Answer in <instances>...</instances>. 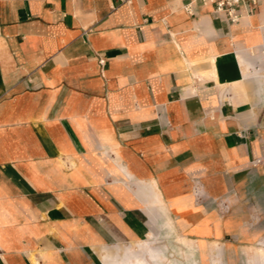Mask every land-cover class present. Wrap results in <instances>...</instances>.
I'll use <instances>...</instances> for the list:
<instances>
[{"label": "crops", "instance_id": "obj_1", "mask_svg": "<svg viewBox=\"0 0 264 264\" xmlns=\"http://www.w3.org/2000/svg\"><path fill=\"white\" fill-rule=\"evenodd\" d=\"M241 12L0 0V264H203L259 240L264 6Z\"/></svg>", "mask_w": 264, "mask_h": 264}, {"label": "rangeland", "instance_id": "obj_2", "mask_svg": "<svg viewBox=\"0 0 264 264\" xmlns=\"http://www.w3.org/2000/svg\"><path fill=\"white\" fill-rule=\"evenodd\" d=\"M264 219V216H262ZM254 225V224H253ZM256 225V224H255ZM256 227H259L257 225ZM261 237L257 241L249 243V245H236L229 247L225 253L217 255V257L205 261L203 264H264V224L260 226ZM175 250V252H174ZM171 252L172 262L167 264H195L194 258L190 251L180 253L174 249ZM121 264H133L131 261ZM139 264H148L140 262Z\"/></svg>", "mask_w": 264, "mask_h": 264}, {"label": "built area", "instance_id": "obj_3", "mask_svg": "<svg viewBox=\"0 0 264 264\" xmlns=\"http://www.w3.org/2000/svg\"><path fill=\"white\" fill-rule=\"evenodd\" d=\"M205 4H212L214 11L225 17L232 23H236L242 16L241 7L245 6L249 11H255L260 6H264V0H201ZM186 10L193 12L192 4L185 6ZM99 62L104 65L105 59L99 56Z\"/></svg>", "mask_w": 264, "mask_h": 264}]
</instances>
